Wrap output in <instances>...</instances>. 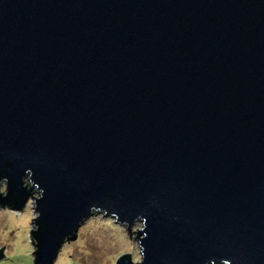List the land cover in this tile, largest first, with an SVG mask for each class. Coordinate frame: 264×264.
Returning <instances> with one entry per match:
<instances>
[{"label": "water", "instance_id": "95a60500", "mask_svg": "<svg viewBox=\"0 0 264 264\" xmlns=\"http://www.w3.org/2000/svg\"><path fill=\"white\" fill-rule=\"evenodd\" d=\"M29 199L33 264L96 213L136 233L115 264H264V0H0V207Z\"/></svg>", "mask_w": 264, "mask_h": 264}, {"label": "rangeland", "instance_id": "374dc122", "mask_svg": "<svg viewBox=\"0 0 264 264\" xmlns=\"http://www.w3.org/2000/svg\"><path fill=\"white\" fill-rule=\"evenodd\" d=\"M33 208L31 199L21 211L0 207V250L4 247L0 264H33L34 240L29 236L34 230ZM131 237L127 225L96 213L80 226L76 239L63 244L54 264H115L122 254L139 262L141 248L136 233Z\"/></svg>", "mask_w": 264, "mask_h": 264}]
</instances>
